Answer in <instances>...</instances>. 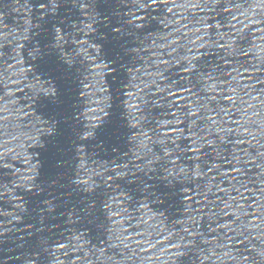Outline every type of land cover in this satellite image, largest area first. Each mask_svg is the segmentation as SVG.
<instances>
[{"label":"water","instance_id":"95a60500","mask_svg":"<svg viewBox=\"0 0 264 264\" xmlns=\"http://www.w3.org/2000/svg\"><path fill=\"white\" fill-rule=\"evenodd\" d=\"M249 2L0 0V264H179Z\"/></svg>","mask_w":264,"mask_h":264},{"label":"snow or ice","instance_id":"6c2138e0","mask_svg":"<svg viewBox=\"0 0 264 264\" xmlns=\"http://www.w3.org/2000/svg\"><path fill=\"white\" fill-rule=\"evenodd\" d=\"M145 4H157L160 0H144ZM186 71H194V68L189 65L185 67Z\"/></svg>","mask_w":264,"mask_h":264}]
</instances>
